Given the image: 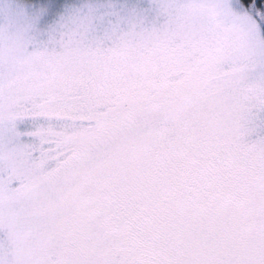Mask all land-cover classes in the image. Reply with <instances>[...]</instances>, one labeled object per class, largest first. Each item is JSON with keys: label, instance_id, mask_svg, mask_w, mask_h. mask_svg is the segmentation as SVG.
I'll list each match as a JSON object with an SVG mask.
<instances>
[{"label": "snow or ice", "instance_id": "1", "mask_svg": "<svg viewBox=\"0 0 264 264\" xmlns=\"http://www.w3.org/2000/svg\"><path fill=\"white\" fill-rule=\"evenodd\" d=\"M0 264H264V0H0Z\"/></svg>", "mask_w": 264, "mask_h": 264}]
</instances>
